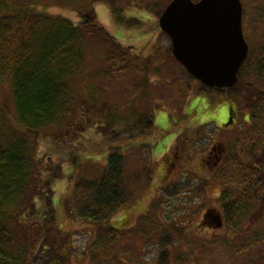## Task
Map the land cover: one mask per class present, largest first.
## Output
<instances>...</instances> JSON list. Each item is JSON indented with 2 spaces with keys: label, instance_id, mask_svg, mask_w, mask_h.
Wrapping results in <instances>:
<instances>
[{
  "label": "trees",
  "instance_id": "16d2710c",
  "mask_svg": "<svg viewBox=\"0 0 264 264\" xmlns=\"http://www.w3.org/2000/svg\"><path fill=\"white\" fill-rule=\"evenodd\" d=\"M27 1L0 0V84L9 88V103L0 101V264H70L73 238L58 224L53 186L65 173V162L72 167L80 163L84 156L77 151L85 133L98 125L110 134L105 164L95 176H77L66 202L70 214L97 228L86 249L88 261L171 264V234L160 238L153 261L140 260L131 245L119 244L125 233L122 224L110 223L132 203L134 183L138 189L149 180L142 177L143 162L136 159L131 174L126 152L132 149L136 156L137 149L150 146L153 114L143 111L125 124L114 116L102 121L104 111L83 99L79 107L71 93V83L85 62L87 39L105 49L104 71L116 80L122 71L127 79L137 69L138 56L99 25L85 1L80 0L77 23L24 5ZM250 49L232 87L200 83L202 90L219 93H231L238 86L246 89L248 124L237 135L238 150L223 154L213 168L223 187L217 198V233L195 253L176 254L173 264H264V49L261 56ZM127 130V137H119ZM45 141L66 150L67 159L55 161L52 154H40L39 144Z\"/></svg>",
  "mask_w": 264,
  "mask_h": 264
},
{
  "label": "rangeland",
  "instance_id": "374dc122",
  "mask_svg": "<svg viewBox=\"0 0 264 264\" xmlns=\"http://www.w3.org/2000/svg\"><path fill=\"white\" fill-rule=\"evenodd\" d=\"M81 1L93 7L99 25L138 59L137 69L127 79L122 71L116 80L111 72L104 71L105 49L92 38L87 39L81 73L71 83L77 105L81 107L83 99L89 106L104 111L102 121L114 116L126 123L143 111H151L154 116L155 131L149 148L137 149L136 156L132 149L126 152L131 174L138 164L136 159L144 164L142 177L149 180L138 189L134 183L137 191L132 203L120 210L110 223L115 227L122 224L125 233L119 244L131 245L140 260L153 261L161 248L160 238L171 234L173 239L168 250L173 264L174 257H179L176 254L195 253L197 246L206 245L212 234L217 233L220 222L217 198L223 187L213 176V166L206 167L201 157L213 146L212 157L218 151L227 154L238 150L237 135L248 124L244 108L248 91L242 86L231 93L202 90L200 82L190 77L175 60L171 41L158 25L159 14L170 0ZM240 1L243 35L252 55L261 56L264 0ZM25 4L74 23L79 20L80 0H71L69 4L60 0H28ZM8 93V85L0 84V101L5 105L9 103ZM128 133L127 130L118 135L124 138ZM109 138L104 126L90 128L77 151L84 157L75 167L65 162V173L53 186L58 224L73 238L70 264H90L86 249L97 228L70 214L66 202L77 176L99 173L105 164ZM39 145L40 154H52L54 160L55 157L67 159L66 150L46 141Z\"/></svg>",
  "mask_w": 264,
  "mask_h": 264
},
{
  "label": "water",
  "instance_id": "95a60500",
  "mask_svg": "<svg viewBox=\"0 0 264 264\" xmlns=\"http://www.w3.org/2000/svg\"><path fill=\"white\" fill-rule=\"evenodd\" d=\"M171 54L200 83L230 88L248 55L240 0H170L158 17Z\"/></svg>",
  "mask_w": 264,
  "mask_h": 264
},
{
  "label": "flooded vegetation",
  "instance_id": "af4514ba",
  "mask_svg": "<svg viewBox=\"0 0 264 264\" xmlns=\"http://www.w3.org/2000/svg\"><path fill=\"white\" fill-rule=\"evenodd\" d=\"M197 1V0H196ZM245 38V37H244ZM247 42V41H246ZM248 44V42H247ZM248 49H249V44H248ZM232 122V119L229 120V123ZM226 125V124H225ZM213 149L214 146L211 147L207 153H205L203 155V157H201V163H205L206 167H210L211 165L213 166V168L218 164V162L221 160L223 153L218 151V153L215 154L214 157L213 156ZM173 162V161H172ZM174 164L172 163L171 166H173Z\"/></svg>",
  "mask_w": 264,
  "mask_h": 264
}]
</instances>
